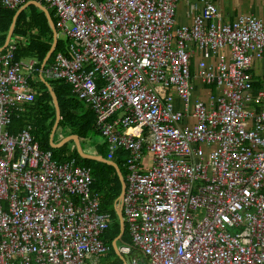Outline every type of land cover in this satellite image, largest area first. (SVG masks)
Wrapping results in <instances>:
<instances>
[{"label":"built area","instance_id":"2783aa9c","mask_svg":"<svg viewBox=\"0 0 264 264\" xmlns=\"http://www.w3.org/2000/svg\"><path fill=\"white\" fill-rule=\"evenodd\" d=\"M44 1L68 41L46 76L94 111L108 160L126 155V264H264V16L227 22L200 0L177 26L182 0ZM17 48L0 52V264H103L112 213L92 168L9 131L36 99Z\"/></svg>","mask_w":264,"mask_h":264},{"label":"trees","instance_id":"16d2710c","mask_svg":"<svg viewBox=\"0 0 264 264\" xmlns=\"http://www.w3.org/2000/svg\"><path fill=\"white\" fill-rule=\"evenodd\" d=\"M46 3L47 2L43 0V4L45 5ZM47 4L48 7H51L49 6V3ZM21 6L14 9H9L1 5L0 48L4 47L15 13ZM27 8H29L32 12V17L38 12L41 13V15H36V25L30 21L29 13L26 11ZM51 8V17L53 21L56 22V11L53 7ZM35 26L42 29V33L39 35H34L31 33V29ZM12 38H21L25 40L24 42L21 41L18 43V48L15 53V60L20 61L23 59H32L36 62L35 71L29 75L30 85L36 90V99L32 105L27 106L26 112L17 113V115L14 116L12 125L9 127V131L16 135L28 125H31L33 127L32 133L35 137V140L39 143L42 151H51L55 160L67 161L75 159L79 165L92 168L93 175L95 177L93 190L101 195L102 210L110 211L112 213V224L104 236V241L110 247V252L114 251V242L122 232L121 220L116 206L122 194L123 184L117 168L103 162L82 158L73 143H67L60 149H54L49 141V136L45 135L46 137H44L43 135L44 131H46V134H50L53 124L56 122V108L52 93L49 91L46 82L52 85L53 91L55 92L59 101L62 117L59 126L62 125L64 128L70 130L71 135L79 136L81 145L85 150H87L88 142H92L91 134H100L96 129L97 117L94 111L90 109L85 102H82L77 97H75V95L72 93V87L69 84H67L65 81L53 80L47 77L45 74L57 53L67 54L68 41L64 39L58 40V45L48 65L42 68L44 60H46L49 52L51 51L54 38L47 13L34 4L28 5L26 9L20 13ZM192 71L195 75V68L193 64ZM259 85L260 84L255 83L256 88H258ZM81 103L85 104V109H82ZM104 153L106 154L104 155ZM101 154L108 158V148L102 147ZM116 162L119 164L121 169L123 167V173L125 177H127L128 172H126L124 169L126 168V155L119 154ZM94 168L98 169L99 172L95 173L93 170ZM102 174L109 179L110 183L102 180ZM123 240L124 244L132 243L130 227L128 224ZM103 264H107V262L104 263L103 261ZM115 264L120 263L116 262Z\"/></svg>","mask_w":264,"mask_h":264},{"label":"water","instance_id":"95a60500","mask_svg":"<svg viewBox=\"0 0 264 264\" xmlns=\"http://www.w3.org/2000/svg\"><path fill=\"white\" fill-rule=\"evenodd\" d=\"M30 4H34L37 7H40L41 9H43L47 13V16H48V19H49V22H50V27H51V29L53 31V35H54V40H53V44H52V47H51V51L49 52L46 60H44L43 65H42V68H44L45 65L48 64V62L50 61L53 53L56 50V47L58 45L59 37H58V32H57V29L55 27L54 21H53L51 15H50L49 8L46 5H44L42 2L38 1V0L29 1V2L25 3L24 5H22L17 10V12L15 13V16L13 18V22H12V25L10 27L9 33H8L5 46H4V48L0 49V52H2L9 45V43L11 41V38L13 36V33H14V29H15V25H16L17 19H18L20 13ZM44 81H45V79H44ZM46 85H47L49 91H51V93H52L54 105H55V108H56V123L54 124L53 131H52L53 134H54V132L57 130L58 125H59V123L61 122V119H62V117H61V109H60L58 98H57L55 92L53 91L52 85L50 83H47V82H46ZM53 134L51 136L50 143H51V145L54 148H60L63 145L69 143L70 141H74L75 145H76V148H77V151H78V153L80 154V156L82 158L91 159V160H97L99 162H103V163H106V164H108L110 166H113V167L117 168L118 173H119V175L121 177V180H122V184H123L122 194H121V196L119 198V201L117 203V206H116L117 212H118L120 220H121L122 232H121L120 236L114 242V247H115V250L118 252V254L122 258H124L122 253H121V250L119 248V245H118L119 241H124L123 239H124V236H125V233H126V230H127V223H126V218H125V214H124V210H123V198H124V196L126 194V190H127V185L128 184H127V179H126V177H125V175L123 173V170L120 168L118 163H116L114 161H110L107 158H105L104 156H96V155H91V154L86 153L85 150H83L80 138L77 135H70L69 137L64 138L60 143L54 144V140H53L54 135Z\"/></svg>","mask_w":264,"mask_h":264},{"label":"crops","instance_id":"0c3cea01","mask_svg":"<svg viewBox=\"0 0 264 264\" xmlns=\"http://www.w3.org/2000/svg\"><path fill=\"white\" fill-rule=\"evenodd\" d=\"M213 1L219 7L220 13H221V15L225 21H227V19H226L225 13H224V11H225L224 9H226L227 12L226 11L225 12L227 13V15L233 16L235 19H236V17L239 16L238 13H236V15H235L234 10L232 9L233 7H235V5H234L235 0H213ZM40 2L43 3V1H40ZM196 2L199 3V9L198 10H196L194 8V4ZM244 2H245V4L247 3V5H249L248 10L250 12L249 11H243L242 13H253V15H256V16H264V0H251V1L244 0ZM1 5H2V3L0 0V8H1ZM201 7H202V3L200 0H196V1L182 0V1H180L178 4L177 10H176V25L177 26L192 25L194 20H195L196 15H197V11H200ZM240 15H241V13H240ZM235 19H233V20H235ZM233 20H231V21H233ZM11 41H18V43H20L21 41L24 42L25 40H23L21 38H11ZM2 48H4V47H2ZM2 48H0V49H2ZM193 50H194V53L192 56V64L194 65L195 74H196L198 71L199 60H200L201 56H200V53H199L198 49L196 48V46H193ZM23 60L26 61V60H32V59H23ZM213 62H216V59H214ZM47 65H45V66H47ZM257 65L261 66L262 72H259V74H262L264 72V63H259ZM24 72L28 73L26 70H24ZM195 82L197 83V86H198V91H197L198 96L203 97V95H204L203 94V86L201 84V80L199 79V77L195 78ZM70 143H73L75 145L74 141H70ZM102 147L108 148V145L105 141L102 145H99V146H97V145L94 146L92 143L88 142L87 150H85V152L88 154H91V155L103 156L101 153H99V148H102ZM105 158H107V157H105ZM114 162H116V161H114Z\"/></svg>","mask_w":264,"mask_h":264},{"label":"rangeland","instance_id":"374dc122","mask_svg":"<svg viewBox=\"0 0 264 264\" xmlns=\"http://www.w3.org/2000/svg\"><path fill=\"white\" fill-rule=\"evenodd\" d=\"M249 1H251V0H249ZM46 6L48 5L47 3L45 4ZM235 7H233L232 9L234 10V12H235V15H236V13H238V15H240V13H242L243 11H249L248 10V8H249V5H247V3L245 4V2H244V0H235ZM50 6V5H49ZM48 7V6H47ZM49 8V11L51 10L52 11V8L51 7H48ZM26 9V8H25ZM225 11H226V9H224ZM27 13H29V18H30V21H32L33 22V24H35L36 25V15H41V13L40 12H38V13H36V15H34L33 17H32V12L30 11V9L29 8H27ZM224 11V13H225V16H226V19H227V21L228 22H232L231 20H233V19H235L233 16H229V15H227V11L225 12ZM17 12V11H16ZM250 12V11H249ZM50 15H51V13H50ZM237 15V16H238ZM234 21V20H233ZM53 32V31H52ZM31 33H33L34 35H39L40 33H42V29H40L39 27H37V26H35L34 28H32L31 29ZM53 38H54V35H53ZM60 39V38H59ZM58 39V40H59ZM54 40V39H53ZM81 106H82V109H85L86 108V106H85V104H83V103H81ZM56 123V122H55ZM53 126H54V124H53ZM35 129V128H34ZM52 131H53V128H52ZM51 131V133L50 134H46V131H44V133H43V135H44V137H46L45 135H48L49 136V141H50V139H51V136H52V134H53V132ZM42 132H43V130H42ZM54 138H53V140H54V144H58V143H60L61 141H62V139H64V138H66V137H69L70 135H71V131L70 130H68L67 128H64L62 125H58V128H57V130L54 132ZM92 135V138H91V143L95 146V145H97V146H99V145H102L103 143H104V141H105V139L100 135V134H98V133H92L91 134ZM70 143V142H69ZM71 144V143H70ZM63 147V146H62ZM62 147H60V148H62ZM60 148H54V149H60ZM83 148V147H82ZM101 149L102 148H99V153H101ZM83 150H85V149H83ZM98 153V154H99ZM106 153H104V155H105ZM91 160V159H90ZM93 161H97V160H93ZM97 162H99V161H97ZM150 162H151V160L149 161V164H150ZM121 168V167H120ZM125 169V171L127 172V169L126 168H124ZM94 170V172L95 173H97V172H99V170L98 169H96V168H94L93 169ZM122 170H123V167H122ZM118 171V170H117ZM107 176H108V173H107ZM120 176V175H119ZM101 178H102V180H104V181H107L108 183H110V181H109V179L108 178H106L103 174L101 175ZM121 178V177H120ZM124 241H119V243H118V245H119V248H121L122 246H123V243ZM127 260H130V258L129 257H127ZM104 261V263L105 262H107V264H115L116 262H119L120 264H126V259L125 258H122L119 254H118V252L114 249V251H111L110 253H108V255H106V256H102V262Z\"/></svg>","mask_w":264,"mask_h":264}]
</instances>
